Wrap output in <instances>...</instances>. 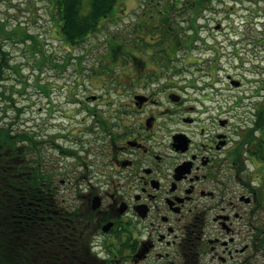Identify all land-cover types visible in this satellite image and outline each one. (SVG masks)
Instances as JSON below:
<instances>
[{
    "label": "flooded vegetation",
    "instance_id": "af4514ba",
    "mask_svg": "<svg viewBox=\"0 0 264 264\" xmlns=\"http://www.w3.org/2000/svg\"><path fill=\"white\" fill-rule=\"evenodd\" d=\"M146 4L150 21L154 1ZM170 6L160 21L172 20ZM174 50L108 49L124 67L115 80L129 88L124 103L109 118L88 109L98 152L74 154L72 211L38 204L44 227L56 221L58 252L72 245L76 264L89 255L99 264H264V104L240 116L242 98L186 95ZM25 233L30 256L29 224Z\"/></svg>",
    "mask_w": 264,
    "mask_h": 264
},
{
    "label": "rangeland",
    "instance_id": "374dc122",
    "mask_svg": "<svg viewBox=\"0 0 264 264\" xmlns=\"http://www.w3.org/2000/svg\"><path fill=\"white\" fill-rule=\"evenodd\" d=\"M153 1L152 14L157 16L166 2L174 3ZM178 1L181 5L170 9L172 20L154 17L141 33L137 25L146 22L141 15L146 0H132L128 5L119 0L115 16L104 19L78 45L69 46L60 33L56 0H0V21L17 35L14 40H1L9 66L0 80V122L15 123L14 133L32 132L41 139L42 165L56 174L61 208L70 211L76 205L72 182L78 152L84 149L82 159H93V152H98L92 130L95 116L88 109L109 118L124 103L120 94L129 89L119 83L124 67L107 59L108 49H146V43L153 44L150 49H169L179 41L173 64L179 71L176 82L186 95L242 98L240 116L254 115L256 107L264 104V0L217 1L202 9L196 22L190 20L191 0ZM90 3L83 0V13L89 11ZM27 34L37 41L26 38ZM120 57L123 53L118 50L114 60ZM229 76L245 85L233 87ZM93 96L99 99L94 101ZM57 146L77 156L66 157Z\"/></svg>",
    "mask_w": 264,
    "mask_h": 264
},
{
    "label": "trees",
    "instance_id": "16d2710c",
    "mask_svg": "<svg viewBox=\"0 0 264 264\" xmlns=\"http://www.w3.org/2000/svg\"><path fill=\"white\" fill-rule=\"evenodd\" d=\"M217 1L221 0H191L190 20L196 22L198 13ZM118 2L119 0H91L89 11L83 13V0H56L63 41L69 46L78 45L94 33L104 19L115 16L114 9ZM178 2L174 0L170 7L176 9L181 5ZM161 17V15L157 16V21H160ZM151 22L152 20H146L145 23L138 24L139 31L146 32ZM195 30L198 34L197 29ZM151 32L155 33L154 30ZM166 32L171 35L167 29ZM174 36L173 34L172 37ZM5 37L10 39L12 37L14 40L17 35L7 30L5 21H0V80L5 79V70L9 66L6 62L8 52L1 44V40L6 39ZM27 37L34 42L37 41L32 35L27 34ZM178 43L179 41H176L169 49L176 50ZM115 44L120 45L117 42ZM152 45L146 43V49H150ZM117 53L118 50L112 53V57H117ZM260 109L263 110L264 106ZM18 110L21 111L20 108ZM257 114H260L259 111ZM14 125L15 123L11 122L4 126L0 122V264H76L73 259L72 245H61L58 252L56 239L59 236L55 233L56 221L47 220L44 227L39 219L40 210L38 208L40 206L38 204L51 207L52 210L59 205L56 174L46 172L42 165L43 142L40 138L38 140L32 132L14 133ZM57 147L66 157L75 154L71 153L68 148ZM28 153L35 157L29 159ZM29 202L31 203L30 209ZM64 211L68 210L64 209ZM29 213L30 220L27 218ZM27 224L30 225L32 233L30 256L27 255L30 247L25 245ZM70 233L71 229L64 226L61 238L65 240L70 238ZM45 249L46 257L42 258L41 254ZM27 256L28 259H26ZM79 264H99V262L89 255L87 258L82 257Z\"/></svg>",
    "mask_w": 264,
    "mask_h": 264
},
{
    "label": "water",
    "instance_id": "95a60500",
    "mask_svg": "<svg viewBox=\"0 0 264 264\" xmlns=\"http://www.w3.org/2000/svg\"><path fill=\"white\" fill-rule=\"evenodd\" d=\"M232 85L235 86V87H239L241 85V83L239 81H237V80H233L232 81ZM137 99L142 101L141 97H138Z\"/></svg>",
    "mask_w": 264,
    "mask_h": 264
}]
</instances>
